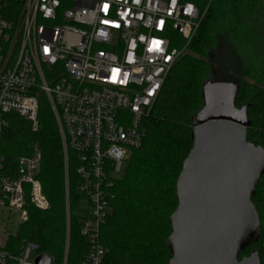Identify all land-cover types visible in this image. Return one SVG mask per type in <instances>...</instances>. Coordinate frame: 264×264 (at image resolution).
<instances>
[{"label": "built area", "instance_id": "obj_1", "mask_svg": "<svg viewBox=\"0 0 264 264\" xmlns=\"http://www.w3.org/2000/svg\"><path fill=\"white\" fill-rule=\"evenodd\" d=\"M202 16L185 0H0V141L10 113L37 129L39 98L46 97L62 143L67 234L74 156L88 246L81 264L103 261L100 228L112 211V183L141 146L144 119ZM40 161L37 147L10 164L0 154V210L16 211L18 227L27 219L26 191L34 207L49 205ZM68 249L69 237L62 264ZM39 254L31 240L16 253L0 245V264H35Z\"/></svg>", "mask_w": 264, "mask_h": 264}, {"label": "trees", "instance_id": "obj_2", "mask_svg": "<svg viewBox=\"0 0 264 264\" xmlns=\"http://www.w3.org/2000/svg\"><path fill=\"white\" fill-rule=\"evenodd\" d=\"M185 1L204 11L203 16L187 45L188 52L173 65L144 119L146 135L141 146L132 150L123 176L112 183V211L100 228L101 243L107 248L101 264H168L172 258L167 239L172 232L170 217L178 206L176 183L192 148L191 118L204 105L202 87L208 77L237 85L234 107H244L246 140L264 149V81L256 79V70L241 52L250 44L245 12L253 9L256 0ZM183 44L180 40L179 45ZM6 120L0 154L10 164L18 156L29 155L33 147L39 149L37 177L49 205L45 209L34 207L26 191L27 219L4 248L16 253L22 241L31 240L54 264H62L69 237L66 264H81L88 246L78 222L81 202L75 188L74 156L69 152L67 234L63 150L48 100L43 95L39 98L35 130L17 114H7ZM251 202L258 215L260 235L238 254V259L256 252L259 264H264V172L255 184Z\"/></svg>", "mask_w": 264, "mask_h": 264}, {"label": "water", "instance_id": "obj_3", "mask_svg": "<svg viewBox=\"0 0 264 264\" xmlns=\"http://www.w3.org/2000/svg\"><path fill=\"white\" fill-rule=\"evenodd\" d=\"M237 85L204 82L203 107L191 118L192 148L177 179L178 206L170 217L168 264H259V219L251 197L264 172V149L246 140L244 107H234ZM35 264H51L41 253Z\"/></svg>", "mask_w": 264, "mask_h": 264}, {"label": "rangeland", "instance_id": "obj_4", "mask_svg": "<svg viewBox=\"0 0 264 264\" xmlns=\"http://www.w3.org/2000/svg\"><path fill=\"white\" fill-rule=\"evenodd\" d=\"M245 15V19L248 20L247 28L250 29L247 33V37L250 39V44L241 50L242 56L248 62L252 70H256V79L259 80V77H261L264 81V0H256L253 9L247 10ZM170 37L172 40L175 39L176 42H178V38L175 36ZM185 52H188V50ZM208 81L216 82L212 75L208 77L205 82ZM251 81L253 80L251 79ZM255 141L259 143L258 140ZM130 157L131 154L128 157L126 165L128 164ZM126 165H123L122 171L116 175V179L123 176ZM17 215L18 213L16 211L9 212L8 210H0V245L3 247L8 246V241L16 237L18 233L19 227L17 226ZM80 221L82 222V219ZM34 254L35 252H32V255Z\"/></svg>", "mask_w": 264, "mask_h": 264}]
</instances>
